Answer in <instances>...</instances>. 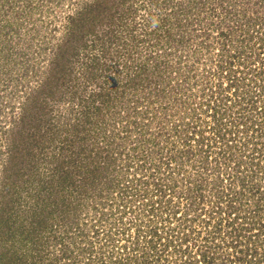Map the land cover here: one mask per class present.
Returning a JSON list of instances; mask_svg holds the SVG:
<instances>
[{"label":"rangeland","instance_id":"1","mask_svg":"<svg viewBox=\"0 0 264 264\" xmlns=\"http://www.w3.org/2000/svg\"><path fill=\"white\" fill-rule=\"evenodd\" d=\"M0 264H264V0H0Z\"/></svg>","mask_w":264,"mask_h":264},{"label":"trees","instance_id":"2","mask_svg":"<svg viewBox=\"0 0 264 264\" xmlns=\"http://www.w3.org/2000/svg\"><path fill=\"white\" fill-rule=\"evenodd\" d=\"M93 8H94V7H92V8L90 7V8H88V10H87V9H85V10H87V12H88V11L90 12V11H92ZM85 13H86V12H85Z\"/></svg>","mask_w":264,"mask_h":264}]
</instances>
